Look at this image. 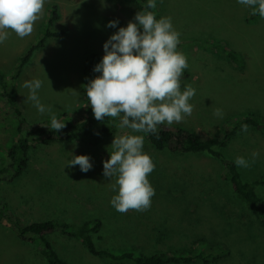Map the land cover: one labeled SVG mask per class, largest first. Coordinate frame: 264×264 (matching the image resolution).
Instances as JSON below:
<instances>
[{
  "label": "rangeland",
  "instance_id": "rangeland-1",
  "mask_svg": "<svg viewBox=\"0 0 264 264\" xmlns=\"http://www.w3.org/2000/svg\"><path fill=\"white\" fill-rule=\"evenodd\" d=\"M156 1L161 16L171 17L175 30L181 34L177 50L187 56L189 65L183 72L182 88L190 84L196 89L190 101L194 106L191 116L168 126L194 132L208 140L230 131L248 115L264 122V18L253 19L251 10L237 0ZM53 9L57 18L47 26ZM141 10L132 0H48L43 18L30 36L21 39L10 32L9 38L0 44V73L6 78L17 74L14 81L6 84L8 88L14 85L12 95L28 125L47 122L51 115L37 111L27 100L29 90L22 84L42 80L43 86L38 92L40 101L52 106L57 117L78 111L85 95V59L95 52L100 62L103 44L118 28L126 27L129 21L135 22L134 16ZM113 20L119 21L116 28L106 27ZM47 28L52 32L65 30V33L47 38L19 69L20 59ZM224 47L235 54L234 59L225 55ZM217 108L223 110L222 118L214 115ZM12 115L0 97V162L5 160L3 154L8 144L15 140L12 133L16 121ZM118 124L112 138L99 147L83 141H47L39 145L31 154L27 175L12 183L0 182V198L9 204L11 211L13 208L22 224L56 217L78 225V219L98 217L106 225L128 233L127 238L134 232L135 245H146L145 229L157 224L158 230L163 225L178 235L167 236L161 232L162 242H153L156 249H189L195 237L203 235L211 245H223L227 250L209 264H264V234L256 221L248 229L238 226L243 216L242 206L225 177L224 165L218 160L200 157V154L156 151L145 137L143 151L155 164L148 176L155 190L151 207L125 214L116 211L110 204L117 194L112 189L116 177L109 180L103 175V162L112 152L113 138L130 133ZM219 151L225 162L235 164L237 157L249 162L248 168L235 164L244 182L264 174V135L259 132L240 130ZM254 152L258 156L253 162ZM78 155L91 157V170L85 173L79 166H68L72 157ZM256 193L264 198V187H257ZM6 223V220L0 223V264H46L38 255L37 245L19 241L16 231ZM49 238L65 256L67 264H106L89 257L77 239L55 234Z\"/></svg>",
  "mask_w": 264,
  "mask_h": 264
},
{
  "label": "clouds",
  "instance_id": "clouds-1",
  "mask_svg": "<svg viewBox=\"0 0 264 264\" xmlns=\"http://www.w3.org/2000/svg\"><path fill=\"white\" fill-rule=\"evenodd\" d=\"M46 2L48 0H0V44L9 38L10 32L21 39L30 36L43 18ZM237 2L249 8L250 14L264 18V0ZM156 7V0H148L147 9ZM134 21L118 28L103 44L104 55L93 68L100 75L84 86L97 121L111 117L119 120V128L130 130L113 138L112 152L103 162V175L109 180L116 177L112 189L117 194L110 204L122 214L129 210L147 211L155 195L148 180L155 164L143 151L145 136L131 133L157 134L162 124L182 122L186 116H191L194 106L190 101L196 94L192 85L183 88L181 85L183 72L189 65L187 56L177 50L181 34L175 30L171 17L157 19L154 11L141 10L135 14ZM118 23V20L109 21L106 27L116 28ZM42 86L40 79L22 84L29 90L27 100L40 114L49 113L51 129L59 132L65 123L55 115L52 106L41 103L38 92ZM214 115L222 118L223 110L215 109ZM248 128L244 124L241 130L247 132ZM252 156L254 162L258 153ZM235 164L250 167L244 157H237ZM68 166H79L85 173L93 167L87 155L73 156Z\"/></svg>",
  "mask_w": 264,
  "mask_h": 264
},
{
  "label": "trees",
  "instance_id": "trees-1",
  "mask_svg": "<svg viewBox=\"0 0 264 264\" xmlns=\"http://www.w3.org/2000/svg\"><path fill=\"white\" fill-rule=\"evenodd\" d=\"M132 1L139 4L143 10L154 11L157 14V19L162 17L158 1H156V9L146 8L148 0ZM258 16L251 14L253 19ZM56 18L57 13L53 9L47 26L51 25ZM64 33L65 30L52 32L47 28L41 39L20 59L18 68L21 69L28 62L33 50L42 47L47 38L61 37ZM224 53L234 59L235 54L225 47ZM98 62L99 56L95 52L89 54L85 59L83 69L85 85L99 76L97 72L93 71ZM16 77L17 74L6 78L0 73V97L12 110L13 115L11 117L14 122L16 121L12 133L15 140L8 144L3 154L5 160L0 162V182L12 183L23 175H27L30 170L31 154L39 145L47 141L64 143L83 141V143L95 148L115 134L119 120L106 117L103 121H97L93 116L86 93L83 106L78 111L58 116L65 123V127L59 132L51 129V120L28 125L23 113L17 107L16 99L12 95L14 85L12 84L13 87L8 88L6 84V82L14 81ZM244 124L249 126L248 129H253L264 135V122L255 119L252 115L246 116L240 124H235L230 131L218 133L208 140L201 139L194 132L164 124L158 126L157 134H142L156 151H169L182 155L200 154L202 155L200 157L220 161L219 163L224 165L226 169L225 177L228 179L231 190L242 206L243 216L238 226L241 225L248 229L256 221V226H259L264 234V198L256 193L257 187H264V174L249 183L244 182L235 164L229 161L225 162L219 151L227 144L229 138L242 129ZM3 220H6V224L16 231L19 241L27 245H37L38 255L46 264H67L68 262L64 258L65 256H62L54 247L53 242L50 241L49 236L54 234L59 237L77 239L79 247L89 257L92 256L94 259L106 264H209L211 260L216 261L217 258H221L227 252L222 244V246L211 245L203 235H197L189 249L166 251L156 249L153 247V242L158 240L162 242L161 236L164 234L161 232H165L167 236L178 235L177 231L167 228V226L160 225L162 228L158 230L157 224V226H149L145 229L143 236L146 238L147 244H140L142 247H139V243L135 245L132 242L135 241L133 238L134 232L131 233V238H127L128 233L106 225L105 221L98 217L86 220L78 219V225L69 222L67 219H56V217L53 220L22 224L20 219L14 215L13 208L11 211L9 204L0 198V223ZM164 221H167L166 218H164ZM139 234L143 237L140 231ZM117 237L120 239H116ZM120 240L123 242L118 243L117 241ZM206 251L208 253H205Z\"/></svg>",
  "mask_w": 264,
  "mask_h": 264
}]
</instances>
